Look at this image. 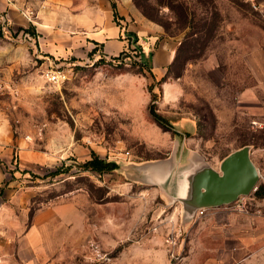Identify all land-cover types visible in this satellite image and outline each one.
Instances as JSON below:
<instances>
[{
	"label": "rangeland",
	"instance_id": "1",
	"mask_svg": "<svg viewBox=\"0 0 264 264\" xmlns=\"http://www.w3.org/2000/svg\"><path fill=\"white\" fill-rule=\"evenodd\" d=\"M7 1L39 22L68 0ZM137 2L158 31L151 49H175L167 75L147 68L138 43L112 63L68 34L1 24L0 264H264V198L253 192L188 218L138 168L189 147L193 166L219 171L249 146L264 186V0ZM51 69L60 84L44 77ZM192 122L195 135L179 131ZM92 153L119 169L83 171ZM37 217L48 241L33 234Z\"/></svg>",
	"mask_w": 264,
	"mask_h": 264
},
{
	"label": "crops",
	"instance_id": "2",
	"mask_svg": "<svg viewBox=\"0 0 264 264\" xmlns=\"http://www.w3.org/2000/svg\"><path fill=\"white\" fill-rule=\"evenodd\" d=\"M115 2L117 13L122 18L119 24L114 20L110 0H81L78 6L74 5L73 0H68L64 6H56L54 2L53 9L41 10L37 17L39 22L35 21L32 24L37 27L39 33L58 32L59 34L54 37L58 40L65 39L63 33L68 34L69 44L74 47L85 46L89 52L98 46L99 51L97 53L108 58L117 57L131 43V46L136 43L141 44L144 47L142 51L144 64L164 76L175 60V49L166 43L161 44L158 49L153 51L151 45L158 40V31L154 28L156 26L147 21L141 11L134 5L133 0H115ZM14 6L15 4H11V2L9 4L7 0H0V29L3 21L7 19L14 25L25 28L32 25L31 21L23 14H21L22 17L19 15ZM52 27H57V30ZM146 37L149 38L148 42L145 40ZM148 53L151 55H148ZM178 126L179 131H185L192 136L197 131V125L193 122L179 123ZM187 148L190 152L193 151L191 148ZM40 221L37 217V225L33 227V234H37L35 236L39 239L48 241L49 234H51L48 231L50 226L48 223L41 226ZM37 226L40 229H37ZM40 226L45 227L46 230H41Z\"/></svg>",
	"mask_w": 264,
	"mask_h": 264
},
{
	"label": "water",
	"instance_id": "3",
	"mask_svg": "<svg viewBox=\"0 0 264 264\" xmlns=\"http://www.w3.org/2000/svg\"><path fill=\"white\" fill-rule=\"evenodd\" d=\"M193 158L194 151L184 147L179 157L175 151L166 160L140 165L141 182L163 187L173 200L182 204L188 218L202 210L232 204L258 189L260 175L251 159L249 146L228 155L221 162L219 171L207 163L193 166ZM116 164L119 169L120 164ZM182 166L186 169L179 172ZM177 175L181 177L177 187L166 188L171 178ZM172 188L176 191L173 192Z\"/></svg>",
	"mask_w": 264,
	"mask_h": 264
},
{
	"label": "trees",
	"instance_id": "4",
	"mask_svg": "<svg viewBox=\"0 0 264 264\" xmlns=\"http://www.w3.org/2000/svg\"><path fill=\"white\" fill-rule=\"evenodd\" d=\"M110 1L112 3V8H113V12H114V20H115V22H117L119 24V22L122 18L117 13L116 2H115V0H110ZM133 2H134V5L141 11V13H143L145 16H147L143 7L137 2V0H134ZM134 50L135 49H131L129 51H123L119 56L111 57V58H108V57L100 54L99 58H102V60L110 61L112 63H118L120 60H125L127 57H130V52L134 51ZM98 51H99V49H94L92 53L96 54ZM121 58H123V59H121ZM175 60H176V57H175ZM175 60H174L173 64L175 63ZM173 64L169 68H171L173 66ZM169 68L167 70L166 75L168 74ZM164 79H162L160 81V83H164L166 81ZM150 117L155 123H157L161 127H164V128L169 127V124L167 123L166 119H164L160 115L156 114L152 110H151ZM81 167L83 168V171H93V172H97L99 174L109 173V172H112V171L118 169V165L116 163L108 162V161L100 158L96 153H92L91 159H89L88 161L83 163L81 165ZM59 175H61V172L56 171V172H53L50 176H59ZM255 196L257 198H264V186L263 185L258 187L257 191L255 192Z\"/></svg>",
	"mask_w": 264,
	"mask_h": 264
},
{
	"label": "built area",
	"instance_id": "5",
	"mask_svg": "<svg viewBox=\"0 0 264 264\" xmlns=\"http://www.w3.org/2000/svg\"><path fill=\"white\" fill-rule=\"evenodd\" d=\"M23 15L28 18L31 22H34V13L33 12H25L23 13ZM6 24V21H3V25L5 26ZM2 27L3 29L2 30H5L6 28L5 27ZM23 37H28V33H22ZM44 77H46V80L49 82V83H52V84H60L62 82V79H63V73L62 71H56L54 69H51V70H47L45 73H44ZM205 212V210H202V211H199V213L201 215H203Z\"/></svg>",
	"mask_w": 264,
	"mask_h": 264
}]
</instances>
